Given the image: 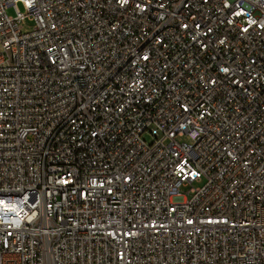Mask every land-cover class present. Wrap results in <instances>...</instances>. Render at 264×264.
<instances>
[{
    "label": "built area",
    "instance_id": "built-area-1",
    "mask_svg": "<svg viewBox=\"0 0 264 264\" xmlns=\"http://www.w3.org/2000/svg\"><path fill=\"white\" fill-rule=\"evenodd\" d=\"M0 264H264V0H0Z\"/></svg>",
    "mask_w": 264,
    "mask_h": 264
},
{
    "label": "rangeland",
    "instance_id": "rangeland-1",
    "mask_svg": "<svg viewBox=\"0 0 264 264\" xmlns=\"http://www.w3.org/2000/svg\"><path fill=\"white\" fill-rule=\"evenodd\" d=\"M19 6L21 10L24 11L22 4H19ZM7 11L9 15L15 14V10L13 7H9ZM33 27H34V21L30 20L29 18H27L24 22L21 23V29L25 32L31 31ZM146 139L151 140V137L146 136ZM195 185L196 186L202 185V182H196Z\"/></svg>",
    "mask_w": 264,
    "mask_h": 264
}]
</instances>
